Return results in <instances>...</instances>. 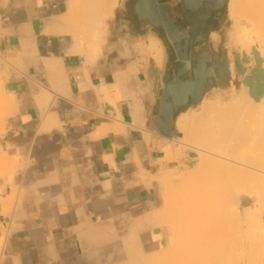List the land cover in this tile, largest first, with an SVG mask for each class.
<instances>
[{"label": "crops", "instance_id": "0c3cea01", "mask_svg": "<svg viewBox=\"0 0 264 264\" xmlns=\"http://www.w3.org/2000/svg\"><path fill=\"white\" fill-rule=\"evenodd\" d=\"M226 2L0 0L14 107L0 134V264H152L170 248L152 221L160 179L185 162L181 118L217 95Z\"/></svg>", "mask_w": 264, "mask_h": 264}, {"label": "bare ground", "instance_id": "6f19581e", "mask_svg": "<svg viewBox=\"0 0 264 264\" xmlns=\"http://www.w3.org/2000/svg\"><path fill=\"white\" fill-rule=\"evenodd\" d=\"M229 1H230L229 3L230 9L229 8L228 9L230 10L229 12L232 16L236 17L242 14L246 15L247 23L242 25V29L244 30L243 32L244 35L243 38H241L242 40L240 39L239 41L243 45L246 44V46L244 45V47H246L247 50L245 53L247 60L249 62L248 64L250 66L253 64L254 67V69H252V72L251 69L249 71L251 72V76H252L251 80L254 82L257 81L258 83V86H255L253 82H251V87H249V89L253 91L257 90V93L261 91L263 92L262 93L263 95L264 94V0H229ZM243 39L244 42H242ZM2 88H3V84L0 83V99L1 98L3 99ZM243 95L244 94H242V96ZM262 95L260 99L254 101L255 103L252 100H247V102L243 104L241 103V105L239 106L237 105V107L233 109V113L236 112V117L233 118V121L230 124L224 121V118L222 117L223 112L221 110L220 111L218 110L220 108L218 105L212 104L211 101L210 102L208 101L209 103H207L206 101V104L203 103L204 105L203 113L205 112L208 113V111L215 110L217 115L218 114L219 115L212 119L206 118L204 121H202V119L200 120L199 129L200 131L205 132V136L203 139L204 141L200 142V144L213 147L217 149V151L214 152V154H210L211 155L210 157H212L211 159L210 157L201 155L200 157L201 169L199 170L201 174L199 173V175L197 176H189L188 174V176L185 177L182 176L179 178V180L184 179L185 182H190V184L193 183L194 186L196 187L195 191H193V193H195L196 195L195 196L196 203L192 207L190 208L188 207L189 209L188 212L184 213V214L188 213L186 216L184 215V220L186 221L180 227L181 229L175 231L177 235L175 237L176 240L177 239L178 241L181 240V242L185 246H187L186 244L190 245V249L187 246L188 248L182 250L181 248H183V246L181 243L179 244L181 246L180 247L177 246L176 248H174L175 251L174 249H172L174 253L170 254L172 253L170 248L174 247V245H172L171 243L174 240L171 239L170 248L166 249L167 252H162V254L157 255L158 257L155 256L152 260H149L152 264H160V260H166V259H167L166 262L170 264L171 262L170 259L174 261L177 260L179 257H180L179 259H183V261L188 260V262L191 263H193V261H196L198 264L200 263L205 264L206 262H210L209 264H227V261H225V259L229 250L225 246L223 248L221 245H220L221 247H218V245L220 244L219 237L222 236L225 232H228L229 230L228 221L236 220L238 223L240 222L241 225L250 226V227L252 225L257 224L256 220L258 219V211H257L258 207L255 206L253 207V205L244 207L242 203L243 201L246 202V200L249 201L251 200V197H248L247 195L244 197L243 196L244 194L259 195L258 189L260 188H261L260 192L261 193L263 192L264 194V176H263L264 171L261 170L258 166L247 164L253 160L251 159V157L252 155H254L253 152L254 150L256 151V154L261 153L262 156H264V132H263L264 124L261 126V124L264 123V104L261 99ZM254 98L255 97H253L252 99ZM6 100H7L6 106H5L6 103L3 104L5 101L1 100L3 103L0 101V134L3 133L5 119H6L5 117L8 114V110L9 109L13 110L14 108L11 107L12 106L11 100L9 98ZM15 104L16 103H14V106ZM11 110H9L10 115H11ZM12 113L14 114V112ZM244 114H247L246 116L247 120H245V117L242 118ZM188 116L189 115H186V117L184 116L183 118H181V121L179 122V128L180 130L183 129L184 132L186 128L187 130H189L188 127H185L186 124L189 122V120H191V123L194 122L193 125L196 126L195 128H197L198 126L196 125V119H195L197 118L196 115L192 119L190 118V116L192 117V115H190L189 118ZM198 121L199 120H197V122ZM195 128H194V132L195 130L196 131L198 130ZM190 130L192 132L188 131L187 132L188 134L186 133V137L187 136L193 137L194 135L193 130L191 128ZM213 130H215V133L210 132ZM257 135L260 137L257 138L256 137ZM223 144H225L224 146L225 149L221 148ZM256 147L258 148L254 149ZM198 152L202 153L203 151L199 149ZM0 157H2V155H0ZM190 172L191 174L195 173L193 172V170H190ZM168 174L170 175V173ZM173 179L176 178L174 177ZM178 186L177 188L179 189ZM206 187H210V190L203 191V189ZM177 188L175 187V190ZM182 189L184 191V189L186 188L182 187ZM176 193L177 190L175 194ZM221 195L222 198H219V196ZM174 197L175 195L170 197L169 199L167 198L168 204H170L173 201L172 199H174ZM256 203H260V201L258 200L256 201ZM260 204L261 207L264 206V199H262V202ZM262 209L264 210V208ZM154 214L156 215L154 216ZM153 216L154 219L152 218L153 219L152 221L154 222L155 225H163L160 222V217H159L160 213L158 211L157 212L155 211L153 213ZM259 219H261L260 215H259ZM191 220L197 221L200 228L197 230L195 234H192V236H190V234L187 233L188 229H190V225L188 223ZM253 221H255V223ZM210 225H212L211 229H209ZM186 239L188 240L186 241ZM183 240L185 243L183 242ZM198 244L202 245V247L203 245L205 246L204 253H200L202 247L200 245L199 248L196 247L198 246ZM178 248L179 250H177ZM197 248L199 250H197ZM224 251H226V254L224 253ZM166 253L170 256H167ZM160 255H163L164 258L160 257ZM262 257H264V255H260V254L257 255V254H253L252 252H249L247 255H243L241 257L242 258L240 261L241 263L238 264H251L253 263V259L255 258L259 259ZM255 264H261V259L257 260Z\"/></svg>", "mask_w": 264, "mask_h": 264}, {"label": "rangeland", "instance_id": "374dc122", "mask_svg": "<svg viewBox=\"0 0 264 264\" xmlns=\"http://www.w3.org/2000/svg\"><path fill=\"white\" fill-rule=\"evenodd\" d=\"M229 3H230V1L227 0L226 5L223 7V10H222V13L220 16L219 25H218V30H219L220 35H219V46L217 49V55H218L219 65L222 66L223 71L219 75L217 95L213 98V100H207V103H209L211 101L212 104H216L220 107L218 110L219 111L221 110L223 112L222 117L224 118V121L228 124H230L233 121V118L236 117V112L233 113V109H235L237 107V105L239 106V105H241V103L243 104V103L247 102V100H252L253 102L257 101L258 99H260V97L263 93L261 91H259L257 93V90L253 91V90L249 89V87H251V82H253V84L255 86H258V83H257V81L254 82L251 80L252 79L251 72H252V69H254V67H253V64L251 66L248 64L249 62L247 60L246 53H245L247 50H246V47H244V45L246 46V44L243 45L239 41L241 38H243L244 30L242 29V25L247 23V18H246L245 14L238 15L236 17L232 16L229 12L230 11L229 10L230 9ZM242 42H244V39ZM240 52H241V54H240ZM3 69H4L3 68V62L0 60V75H1L0 76V83H2L4 86ZM250 69H251V72H249ZM2 91H3V93H2L3 99L4 98L5 99L3 100L1 98L0 101L1 100L5 101L4 103L2 101L1 102L3 104L6 103L5 104V106H6L7 105L6 99L7 98L5 97V94H4V88H2ZM242 94H244V95L242 96ZM253 97H255V98L252 99ZM261 99H262V102L264 104V94L262 95ZM203 103L206 104V100ZM203 106L204 105L202 104L196 112H193L191 114L192 117L190 116L191 119L195 115L198 118V119L195 118L196 119V125H198L197 128H195L196 126L193 125L194 122L191 123V120H189L190 123L188 122L185 126V127H188L189 130H187V128H186V130L184 132L183 129L180 130V128H179V136H178L177 140L175 141L174 148L176 149V153L178 154V157L184 158L185 162L181 163L178 167H173L171 170H169L168 173H170L171 176L168 173H163V175L160 179L161 186L163 189V191H162L163 192L162 193L163 194L162 195L163 209L159 212L160 213L159 217H160V222L168 230V232L171 236V239L174 240L171 242L172 245H174V247L170 248V250L172 252L170 254L174 253V251H175L174 248H176L177 246L178 247L181 246V245H179L182 243L181 240L178 241V239L176 240V238H175L177 236L175 231L178 229H181L180 227L186 221V220H184V215L186 216L188 213L187 214H184V213L188 212V210H189L188 207L190 208L193 205H195V203H196V199H195L196 195H195V193H193V191H195V189H196L194 184L193 183L190 184V182H185L184 179L179 180V178L182 176L183 177L188 176V174H189V176L199 175V173H200L199 170L201 169V166H200L201 155L206 156V157H210L211 156L210 154H214V152L217 151V149H215L213 147H209V146H206L204 144H200V142L204 141L203 139L205 136V132L200 131V129H199L200 120L202 119V121H204L206 118L212 119V118L219 115V114L217 115L215 110L214 111L213 110L208 111V113L207 112L203 113V110H204ZM246 116H247V114H244L242 116V118L245 117V120H247ZM5 118H6L5 119V121H6L8 118V114ZM197 120H199V121L197 122ZM263 124L264 123H262L261 126ZM190 128L193 130L194 135H193V137H191V136L186 137V133L188 131H191ZM194 128L198 129V130L197 131L195 130V132H194ZM210 132L215 133V130L210 131ZM263 132H264V130H263ZM256 137L259 138L260 136L257 135ZM192 146H194V147H192ZM224 146H225V144H223L221 148L225 149ZM257 148L258 147L254 148V149H257ZM199 149L203 152L199 153L198 152ZM253 152H254V155H252V157H251V159H253V160L247 164L258 166L261 170L264 171V156H262L261 153L256 154L255 150ZM211 158L212 157H210V159ZM1 165H2V159L0 157V176L2 175ZM190 170H193V172H195V173L191 174ZM263 176H264V173H263ZM171 177H173V178L175 177L176 179H173ZM177 186L179 187V189L177 188ZM175 187L177 188L176 190H177L178 195L180 194L179 196L177 195V193L175 194V192H176ZM180 187H181V189H180ZM182 187L186 188V189H184V191H183ZM260 189H258L259 195L244 194L243 195L244 197L247 195L248 197H251V200L250 201L246 200V202L243 201V203H242L244 207H248L251 205H253V207L254 206L258 207V210H257L258 211V219L256 220L257 224L252 225V223H251L252 226L250 227V226H245V225L243 226L240 224V222L238 223L236 220H229L228 221V226H229L228 232H225L222 236L219 237V241H220L219 243L220 244L218 245V243H217L218 247L222 246L224 248V246H225L229 250L227 253L226 259H225V261H227V264L241 263L240 262L242 259L241 257L243 255H247L249 252H252L253 254H257V255L258 254L264 255V210L262 209V208H264V206L261 207V204H260L262 202V199H264V194H263V192L262 193L260 192ZM209 190H210V187H206L203 189V191H209ZM172 193H173V195H172ZM174 195L176 198L174 197V199H172L173 201L170 204H168V199ZM219 198H222V195L219 196ZM258 200L260 201V203H256V201H258ZM259 215H260L261 219H259ZM253 222L255 223V221H253ZM188 224L190 225V229H188L187 233L190 234V236H192V234H195L197 232V230L200 229L198 222L195 220L189 221ZM211 228H212V225L209 226V229H211ZM184 240H185V238H184ZM184 240H183V242H184ZM187 240L188 239H186V241ZM189 240H190V238H189ZM176 241H178V242H176ZM186 243H188V242H186ZM189 244H190V242H189ZM191 244H192V242H191ZM186 245L190 249V245H188V244H186ZM199 245L200 244H198V246H196V247H198V248L200 246L202 247V245H200V246ZM182 246H183V248H181L182 250L185 248H188L183 243H182ZM198 248H197V250H199ZM204 248H205V246L203 245L200 253H204ZM172 249H174V251ZM177 250H179V248ZM168 252H170V251H168ZM205 252H206V250H205ZM224 253L226 254V251H224ZM205 255H206V253H205ZM208 255H209V253H208ZM167 256H170V255L167 254ZM167 258H170V257H167ZM179 258L177 260H174V261H172V259H170L171 260L170 264H193V263L195 264V263H197L196 261H193V263L188 262V260L183 261V259H179ZM224 258H225V256H224ZM184 259H186V258H184ZM260 259H261V264H264V257L259 258V259H256V258L253 259V263H251V264H255L256 261L260 260ZM166 260H160V264H168L166 262ZM206 263L209 264L210 262H206ZM202 264H204V263H202Z\"/></svg>", "mask_w": 264, "mask_h": 264}]
</instances>
